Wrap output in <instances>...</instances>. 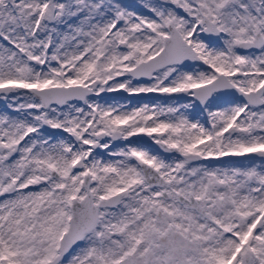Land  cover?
<instances>
[{
	"label": "snow or ice",
	"instance_id": "1",
	"mask_svg": "<svg viewBox=\"0 0 264 264\" xmlns=\"http://www.w3.org/2000/svg\"><path fill=\"white\" fill-rule=\"evenodd\" d=\"M0 264H264V0H0Z\"/></svg>",
	"mask_w": 264,
	"mask_h": 264
},
{
	"label": "rangeland",
	"instance_id": "2",
	"mask_svg": "<svg viewBox=\"0 0 264 264\" xmlns=\"http://www.w3.org/2000/svg\"><path fill=\"white\" fill-rule=\"evenodd\" d=\"M222 159H243V158H229V157H225V158H222Z\"/></svg>",
	"mask_w": 264,
	"mask_h": 264
},
{
	"label": "water",
	"instance_id": "3",
	"mask_svg": "<svg viewBox=\"0 0 264 264\" xmlns=\"http://www.w3.org/2000/svg\"><path fill=\"white\" fill-rule=\"evenodd\" d=\"M114 95H116V94H114Z\"/></svg>",
	"mask_w": 264,
	"mask_h": 264
}]
</instances>
